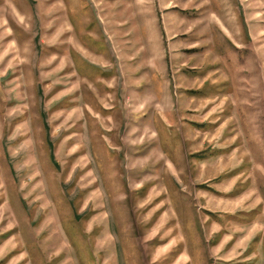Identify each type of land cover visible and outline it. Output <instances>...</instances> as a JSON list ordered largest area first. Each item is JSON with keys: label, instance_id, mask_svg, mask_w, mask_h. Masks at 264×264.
<instances>
[{"label": "rangeland", "instance_id": "374dc122", "mask_svg": "<svg viewBox=\"0 0 264 264\" xmlns=\"http://www.w3.org/2000/svg\"><path fill=\"white\" fill-rule=\"evenodd\" d=\"M0 264H264V0H0Z\"/></svg>", "mask_w": 264, "mask_h": 264}]
</instances>
